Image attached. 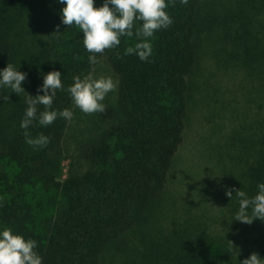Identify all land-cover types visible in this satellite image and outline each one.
Listing matches in <instances>:
<instances>
[{
  "label": "trees",
  "instance_id": "1",
  "mask_svg": "<svg viewBox=\"0 0 264 264\" xmlns=\"http://www.w3.org/2000/svg\"><path fill=\"white\" fill-rule=\"evenodd\" d=\"M102 2L95 0L94 6ZM166 2L172 23L149 38L153 51L147 60L125 54L137 40L133 35L122 36L120 45L97 53V63L90 65L79 27L61 22L60 0H0V68L9 63L27 73L22 82L25 91L0 87V227L36 239L43 264H104L112 244L128 251L133 242L136 252L142 242L143 253L150 248L147 241L156 246L162 240L170 245L172 257L177 255L176 241L179 253L213 255V243L227 246L239 226L246 224L235 219L239 209L235 190L242 188L251 197L258 182H264V129L259 121H252L248 132L239 122L234 143L224 149L231 167L223 169L219 212H186L178 217V227H164L158 208L184 141L193 82L205 54L210 52L225 70H245L251 76L264 59V47L259 45L264 0ZM206 39L212 40L210 49L205 48ZM101 61L113 70L118 86L116 101L99 113L101 126L95 137L72 146L66 138L71 120L59 116L48 126L34 119L27 130L20 127L25 101L28 94H37L43 73L61 71L64 88L57 90L52 108L72 109L65 89L74 75L92 73ZM244 87L240 96L253 102L254 90L248 85L244 92ZM36 107L38 118L45 106ZM244 118H253L249 109ZM25 131L30 137L43 133L49 142L30 145ZM70 150L78 166L60 181V162ZM211 220L219 225L213 228ZM223 225H230L229 234L218 232ZM196 260L204 262L201 257Z\"/></svg>",
  "mask_w": 264,
  "mask_h": 264
},
{
  "label": "rangeland",
  "instance_id": "2",
  "mask_svg": "<svg viewBox=\"0 0 264 264\" xmlns=\"http://www.w3.org/2000/svg\"><path fill=\"white\" fill-rule=\"evenodd\" d=\"M261 20L264 24V15L261 16ZM260 29L259 36L262 41L259 45L263 48L264 26L262 25ZM39 34L44 35V31H39ZM211 46L212 40L209 42V39H206L205 48L210 49ZM261 62L256 63V70H252L253 74L250 76L246 74L245 70L237 71L233 68L225 70L223 66L215 63L210 52L205 54L198 76L193 82L192 104L184 141L170 170L164 202L158 208L164 227H178V217L186 212L193 214L196 213L195 211H202V209L203 211L208 209L209 215L219 212V207L223 204L220 199L223 182H225L223 169L227 166L231 167L227 163L230 157L226 152L224 154V149L226 146L229 148L228 144L234 143L232 140V137L235 136L234 129L237 128L239 122H243L248 132L252 121H254L252 124L259 121L262 130L264 129V59ZM91 74L94 77L112 76L117 82L115 73L104 61H101ZM251 79L252 82H250ZM248 85L249 87L251 85L255 93L253 95L254 103L251 101L252 105L251 102L243 98V95L240 96L243 86L245 87L242 90L245 92L246 88L248 92ZM117 86L118 84L106 95L103 101L105 106L116 101ZM206 86L210 89H207ZM218 96L221 97L216 101ZM246 96L248 97V95ZM248 109L249 112H252L253 120L244 118V112ZM72 111L73 118L69 124L66 138L67 142L73 146L75 142L82 139L95 137L101 126L99 116L101 112L84 113L75 105H73ZM228 138L230 139L228 140ZM218 142L223 146L222 149L221 147L217 148ZM231 152H234V148L231 149ZM60 164L59 179L61 181L78 166L75 153L72 150L67 151ZM208 224L216 228L219 222L211 220ZM155 225L153 224V226ZM229 227L230 225H223L218 232L229 234L231 231ZM251 228L254 232L251 230L250 234L242 235L250 232ZM143 229L145 230V226ZM239 229L235 237L228 239L227 246L223 247L218 242L213 243L215 245L213 255L204 251H194V255H192V250L188 252V255H185L187 253L185 250L179 253L180 242L176 241L174 246L176 245L178 251L177 255L172 257L167 249L170 245H165L163 240L156 246L147 241V247L150 248H145L143 253H140L144 247L143 243L137 244L138 251L134 252L132 249L135 244L129 242L130 250L128 251L115 248V245L112 244L105 252L104 264H240V261L253 252L264 258V220L255 218L251 223L240 225ZM174 239H178V236ZM132 240L135 241L136 238L134 237ZM198 257H201L204 262L197 261Z\"/></svg>",
  "mask_w": 264,
  "mask_h": 264
},
{
  "label": "clouds",
  "instance_id": "3",
  "mask_svg": "<svg viewBox=\"0 0 264 264\" xmlns=\"http://www.w3.org/2000/svg\"><path fill=\"white\" fill-rule=\"evenodd\" d=\"M181 2L186 3L187 0ZM60 3L63 5L60 12L61 22L67 26L75 24L83 33V45L89 52L87 59L90 65L97 63V53L120 45L122 36L133 35L137 40L134 45L125 48V54L134 53L140 60H147L153 51L149 38L157 30L167 28L172 23L166 0H103L99 6H94L95 0H60ZM137 21L140 22L138 26ZM26 76V72L7 63L0 68V87H10L15 93L25 91L22 82ZM61 77V71L56 69L42 74V83L38 86L37 94H28L29 98L25 101L27 107L20 121L21 128L27 130L34 119L41 126H48L58 116L65 120L73 118L71 108H52L57 90L64 88ZM116 84L112 76L94 77L88 73L74 75L73 83L65 90L70 94L72 103L82 112H102L105 110L103 101L115 89ZM38 104L45 108L39 112L37 118ZM25 136L28 144L37 147L46 146L49 142L48 136L43 133L30 137L25 131ZM257 189L256 194L251 197L242 188L235 190V195L239 198L236 220L244 223H251L255 218L264 220V182H258ZM226 195L232 198V191L227 190ZM37 247L36 239L25 238L9 226L0 227V264H43V257L36 250ZM240 264H264V258L253 252L240 261Z\"/></svg>",
  "mask_w": 264,
  "mask_h": 264
}]
</instances>
